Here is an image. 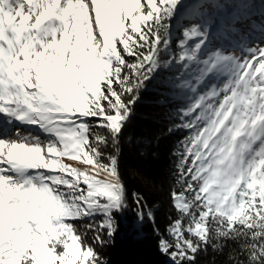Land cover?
I'll list each match as a JSON object with an SVG mask.
<instances>
[{
	"label": "snow or ice",
	"instance_id": "6c2138e0",
	"mask_svg": "<svg viewBox=\"0 0 264 264\" xmlns=\"http://www.w3.org/2000/svg\"><path fill=\"white\" fill-rule=\"evenodd\" d=\"M176 3L0 0V113L56 138L0 139V264H103L66 220L101 215L87 230L96 233L95 245L104 244L101 232L111 237L112 212L127 205L120 132L158 66L163 21ZM89 28L93 39L85 45L75 33ZM195 35V28L185 32ZM194 56L182 51L177 62ZM205 64L201 81L218 64L229 79L181 112L178 127L193 132L178 154L180 190L171 197L179 215L161 251L183 264L213 240L243 239L247 264H264V48L242 60L218 55ZM109 143L116 154L105 156ZM63 157L90 167H72ZM133 196L139 206L142 198Z\"/></svg>",
	"mask_w": 264,
	"mask_h": 264
},
{
	"label": "trees",
	"instance_id": "16d2710c",
	"mask_svg": "<svg viewBox=\"0 0 264 264\" xmlns=\"http://www.w3.org/2000/svg\"><path fill=\"white\" fill-rule=\"evenodd\" d=\"M192 15L191 12L189 18ZM183 25L185 23L181 22L180 26ZM185 30L178 28L169 40L162 34L158 66L139 88L138 99L131 105V112L120 132L118 163L127 205L122 211L112 212L115 228L111 237L105 230L100 233L104 244L95 245L92 238L96 233L87 230L88 224H99L104 219L101 215L68 221L86 244L93 245L101 253L103 264H173L161 251L160 241L162 238L172 239L168 226L179 215L173 207L171 193L180 190L177 184L178 154L183 152L182 142L188 139V128L178 125L182 122V110H187L188 92L184 85L191 79L189 70L193 69L190 60L177 62L187 45L183 36ZM164 40L168 41L166 46ZM182 79H185L183 85L179 84ZM129 98L130 95L126 94L125 101ZM190 119V116L183 117L184 122ZM96 130L104 132L103 129ZM103 151L105 156L116 154L111 143ZM133 193L142 198L139 206ZM216 243L222 247L214 249ZM243 244V239L213 240L206 248L202 246L197 251L194 260L183 264H247Z\"/></svg>",
	"mask_w": 264,
	"mask_h": 264
},
{
	"label": "rangeland",
	"instance_id": "374dc122",
	"mask_svg": "<svg viewBox=\"0 0 264 264\" xmlns=\"http://www.w3.org/2000/svg\"><path fill=\"white\" fill-rule=\"evenodd\" d=\"M191 12L193 17L189 18ZM263 15L264 0H177L170 14L163 21L166 27L162 30V34L169 40L178 28H186L185 32L189 34L194 28L197 32L195 36H185V32L183 34L187 45L182 51L189 53L190 56L195 53L194 58L188 61L193 65V69L189 70L192 73L191 79L186 81V84L185 79L179 81V84H185V90L188 92L186 109L201 95L214 88L217 90L223 88L229 79L228 73L222 70V65L218 64L201 81L199 79L201 72L208 67L205 61H214L218 55L242 60L255 50L264 48ZM181 22L185 25L180 26ZM75 37L85 45H90L93 39L90 28L87 33L77 30ZM190 39L193 40L188 43ZM72 41L73 36H69L68 44L71 45ZM107 43L106 37L105 45ZM198 44L200 47L197 49ZM223 95L224 93L221 92L219 99H222ZM198 113L199 109L190 118H194ZM0 122L1 125L7 124L6 128L1 129L4 133L0 134V139H18L17 134L26 138H37L45 143L56 139L54 135L47 133L37 124L21 122L3 113H0ZM187 132L189 138L193 130L187 129ZM62 162L79 169L90 167L81 159L73 160L71 157H63ZM28 175L31 176L34 173L29 172ZM122 209L123 207L121 211ZM170 261L172 262L171 259Z\"/></svg>",
	"mask_w": 264,
	"mask_h": 264
},
{
	"label": "bare ground",
	"instance_id": "6f19581e",
	"mask_svg": "<svg viewBox=\"0 0 264 264\" xmlns=\"http://www.w3.org/2000/svg\"><path fill=\"white\" fill-rule=\"evenodd\" d=\"M0 125H1V122H0ZM2 126H3V127H2ZM6 126H7V124H2V125L0 126V133H3V131H1V129L6 128Z\"/></svg>",
	"mask_w": 264,
	"mask_h": 264
}]
</instances>
